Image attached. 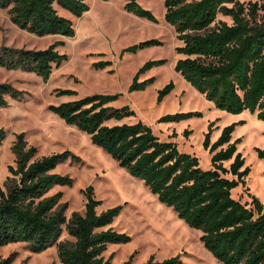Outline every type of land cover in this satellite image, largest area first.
<instances>
[{
	"label": "trees",
	"instance_id": "1",
	"mask_svg": "<svg viewBox=\"0 0 264 264\" xmlns=\"http://www.w3.org/2000/svg\"><path fill=\"white\" fill-rule=\"evenodd\" d=\"M248 8L241 0H164L165 19L175 27L183 45L177 48L181 58L176 71L216 106L240 114L249 111L264 121V0ZM1 8H9L11 21L38 36L63 35L75 37L76 29L69 18L59 14L57 7L80 18L90 10L88 0H0ZM125 9L136 16L157 22L151 10L139 0H127ZM263 15L259 19V11ZM222 14L232 24L219 21ZM162 44L152 39L123 49L137 53ZM56 43L44 50L0 47V67L32 71L49 80L55 67H60L66 55H61ZM166 60L147 62L136 74L130 92L143 91L154 79L140 81V76ZM111 61L94 64L105 69ZM113 72V71H112ZM175 88L173 82L158 94L161 103ZM63 90L59 95L73 94ZM12 85L0 83V106L8 104L6 96L19 98ZM122 94L97 93L53 105L50 109L68 125L87 133L96 146L102 148L120 166L144 181L161 203L173 208L191 228L203 232L201 240L208 251L224 264H264V205L255 196L252 207L233 195L234 190L250 174L245 159L238 152L240 139L233 140L237 123L222 129L212 142L213 124L204 140L205 149L212 155L211 168L203 169L200 159L180 151L174 141H163L153 128L143 121L109 125L136 115L126 105L113 104ZM201 112L169 114L161 122L179 121ZM187 133V132H186ZM7 138L0 128V146ZM17 167L10 170L8 190L0 187V245L28 243L33 252L40 253L57 244L62 264H110L105 252L111 244H127L131 237L116 231L112 224L123 207L97 212L101 201L94 195L93 186L84 190L86 211L73 213L67 220V204H60L62 193L48 196L58 185H73V179L54 170L58 165L80 160L69 151L36 160L38 149L29 146L25 133H20L13 145ZM264 160V149H258ZM230 163L226 167V163ZM64 225L74 244L59 242ZM132 255L123 264H133ZM181 256L158 261L151 257L144 264H182ZM8 264V261H0Z\"/></svg>",
	"mask_w": 264,
	"mask_h": 264
},
{
	"label": "rangeland",
	"instance_id": "2",
	"mask_svg": "<svg viewBox=\"0 0 264 264\" xmlns=\"http://www.w3.org/2000/svg\"><path fill=\"white\" fill-rule=\"evenodd\" d=\"M248 8L261 0H241ZM90 10L78 18L68 10L57 7L59 14L73 21L76 36H38L21 29L11 21L9 8L0 7V47L10 46L26 50H44L59 43L57 50L66 59L60 67H55L49 80L32 71L0 67V83L16 88L19 98L6 96L8 104L0 106V128L5 129L7 138L0 146V187L8 190V177H14L11 167H17L13 145L20 133H25L29 146L38 149L36 160L46 156L69 151L80 160H72L58 165L54 170L73 179V185H58L49 193L52 196L61 192L60 204H67V220L73 213L82 215L86 211L87 198L84 190L93 186L94 195L101 205L102 213L110 208L122 206L120 215L112 227L131 237L127 244H111L105 258L110 264H123L132 255L133 264H144L151 257L158 261L181 256L182 264H224L218 261L204 246L203 232L191 228L178 214L165 204L145 185L144 181L132 176L102 148L93 144L91 137L68 125L50 107L63 102L74 101L97 93L122 96L113 106H130L136 115L109 125L136 123L143 121L151 126L163 141H174L180 151L197 156L203 169L211 168L209 150L204 147L206 134L213 124L211 135L215 142L222 129L237 123L233 140L240 139L238 152L245 159V167L251 171L233 192L236 199L252 207L255 196L264 205V160L258 149H264V121L249 111L234 114L218 108L214 101L188 83L175 69L182 57L177 48L183 45L174 26L165 19L164 0H139L151 10L157 22L136 16L125 9L127 0H88ZM263 11H259V19ZM233 23V20L220 14L217 22ZM156 39L162 42L142 49L137 53L123 49ZM166 60L140 76V81L154 79L143 91L130 92L129 88L138 71L149 61ZM111 61L105 69H96L94 64ZM113 71V72H112ZM173 82L174 90L158 103V94L166 85ZM63 90L73 94L59 95ZM201 112L179 121L161 122L169 114ZM187 132V133H186ZM230 163L225 166L229 167ZM59 242L74 244L64 225ZM0 261L8 264H62L57 244L40 253L32 251L30 244L14 243L0 245Z\"/></svg>",
	"mask_w": 264,
	"mask_h": 264
},
{
	"label": "bare ground",
	"instance_id": "3",
	"mask_svg": "<svg viewBox=\"0 0 264 264\" xmlns=\"http://www.w3.org/2000/svg\"><path fill=\"white\" fill-rule=\"evenodd\" d=\"M255 116V115H254Z\"/></svg>",
	"mask_w": 264,
	"mask_h": 264
},
{
	"label": "crops",
	"instance_id": "4",
	"mask_svg": "<svg viewBox=\"0 0 264 264\" xmlns=\"http://www.w3.org/2000/svg\"><path fill=\"white\" fill-rule=\"evenodd\" d=\"M209 169V168H208Z\"/></svg>",
	"mask_w": 264,
	"mask_h": 264
}]
</instances>
